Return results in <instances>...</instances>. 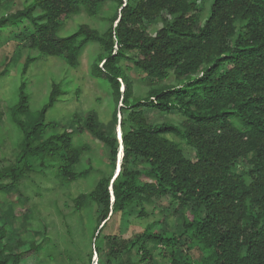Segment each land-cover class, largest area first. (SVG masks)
Returning <instances> with one entry per match:
<instances>
[{"label": "trees", "instance_id": "trees-1", "mask_svg": "<svg viewBox=\"0 0 264 264\" xmlns=\"http://www.w3.org/2000/svg\"><path fill=\"white\" fill-rule=\"evenodd\" d=\"M24 3L13 12L0 9V29L29 21L34 27L30 46L41 57H58L76 68L89 42L101 50L90 74L107 83L112 120L121 133L118 141L92 114L81 127L109 148V173L73 199L77 209L92 203L101 208L94 232L134 204L141 205L142 218L144 200L164 197L171 206L164 220L181 215V227L159 232L149 224L137 233L125 248H134L141 264L156 261L147 241L161 246L160 264H264V0ZM107 3L114 10L106 11L103 31L80 24L58 36L71 16L99 15ZM154 20L159 27H150ZM34 60L25 58L22 75ZM4 72L0 69V76ZM62 94L60 83L53 82L46 102L32 111L25 78L20 82L10 118L22 138L5 187L33 171V159L42 168L56 162L58 175L67 180L87 176L90 166L76 171L74 165L89 147L72 143L73 130L55 131L56 124L45 121ZM147 110L175 112L181 119L150 122ZM73 117L80 127L79 114ZM48 130L53 132L47 135ZM119 145L121 168L111 180ZM185 145L193 148V158ZM4 186L0 183V190ZM6 235L1 226L0 264H25L38 254L34 241L21 238L9 244ZM106 242L111 245L109 261L115 237Z\"/></svg>", "mask_w": 264, "mask_h": 264}, {"label": "rangeland", "instance_id": "rangeland-1", "mask_svg": "<svg viewBox=\"0 0 264 264\" xmlns=\"http://www.w3.org/2000/svg\"><path fill=\"white\" fill-rule=\"evenodd\" d=\"M25 1L0 0L1 12H13L21 8ZM113 10L114 6L107 3L99 15L88 16L85 12L73 15L66 20L58 36L72 33L80 24L103 31L107 27L105 13ZM159 26L156 20L150 25L151 28ZM33 33L34 27L27 20L0 29V69H5L0 76V183L3 186L9 183L7 171L15 164L22 138L21 131L10 118V109L17 102L18 86L24 78L32 111L38 110L46 102L52 83H60L64 94L47 110L45 121H53L55 131L73 130L72 143L89 147L74 169L80 171L90 166V170L86 177L71 181L58 175L56 162L42 168L38 160L33 159V171L27 172L17 185L4 186L0 190V227L7 229L4 242L12 244L22 238L27 243L34 241L39 245L38 254L32 260L27 259L25 264H141L135 249L127 252L125 248L135 235L149 224L159 232L175 228L179 230L182 217L171 215L164 220L168 210L171 211L169 199L155 198L144 200L142 206L146 215L142 218H138L141 205L134 204L125 213H114L102 228L94 232L101 208L92 203L77 209L73 199L92 190L98 179L109 173V148L81 127H84L86 116L92 114L100 128L118 141L121 133L118 123L112 120L114 103L107 83L90 74V65L101 50L96 43L89 42L80 55L79 66L74 68L58 57H41L30 46ZM27 56L35 57V60L22 75ZM130 74L138 78L137 73ZM142 84L146 85L147 81L139 85ZM75 113L80 116V127L73 117ZM145 113L150 122H179L181 119L175 112L147 110ZM52 132L48 130L47 135ZM122 150L119 145L111 180L120 172ZM184 151L189 158H193V148L185 145ZM46 161L49 162L48 159ZM108 236L115 237L116 243L112 248L117 251L114 250L110 260L106 261L111 250L110 243L106 242ZM146 245L154 255L155 264H160L161 246L148 241ZM27 248L28 245H25L20 251Z\"/></svg>", "mask_w": 264, "mask_h": 264}]
</instances>
